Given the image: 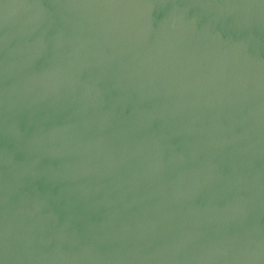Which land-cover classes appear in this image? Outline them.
Returning a JSON list of instances; mask_svg holds the SVG:
<instances>
[{
	"label": "water",
	"instance_id": "1",
	"mask_svg": "<svg viewBox=\"0 0 264 264\" xmlns=\"http://www.w3.org/2000/svg\"><path fill=\"white\" fill-rule=\"evenodd\" d=\"M0 264H264V0H0Z\"/></svg>",
	"mask_w": 264,
	"mask_h": 264
}]
</instances>
